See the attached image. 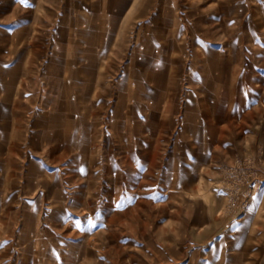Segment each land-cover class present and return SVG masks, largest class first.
<instances>
[{
  "label": "rangeland",
  "instance_id": "374dc122",
  "mask_svg": "<svg viewBox=\"0 0 264 264\" xmlns=\"http://www.w3.org/2000/svg\"><path fill=\"white\" fill-rule=\"evenodd\" d=\"M104 1L0 0V264H264V0Z\"/></svg>",
  "mask_w": 264,
  "mask_h": 264
},
{
  "label": "crops",
  "instance_id": "0c3cea01",
  "mask_svg": "<svg viewBox=\"0 0 264 264\" xmlns=\"http://www.w3.org/2000/svg\"><path fill=\"white\" fill-rule=\"evenodd\" d=\"M176 1V4H178V6L175 8V7H172V8H170V9H167V8H165V11H163V13H165V15H168L169 13H167V12H170L171 14H173V15H171V14H169L168 15V17L167 18H169V16L171 15L172 16V18H181L182 19V10L181 9H183L182 8V1L183 0H175ZM191 2H194V3H198L199 5H202V4H207L209 1H211V0H190ZM223 1V0H222ZM232 1H234L233 3L234 4H236V3H238L239 2V0H232ZM172 2H173V0H172ZM96 2H92V7H93V5L95 4ZM120 3H121V6H120V9H119V14H120V18L122 17V15H123V13H124V10L126 9V7H127V3H128V0H120ZM100 4H102V2L100 3ZM100 4H98V5H100ZM143 4H144V2H143ZM26 5V4H25ZM103 5H106L107 7H104L103 8V12H102V15H99L98 17L97 16H92V15H90V13H89V15L86 17V18H88V19H97V18H102V19H106L108 16L109 17H111L112 16V14H111V10H112V8H111V0H107V2L105 3V1H104V4ZM27 7H28V11H29V14H27V18H26V16L23 18V21H24V23L23 24H20L21 26L20 27H16V24H13V28H11L12 29V31H15V30H20V32L21 31H23L24 33H26V31H27V33H30L31 32V27L29 26V27H27L28 25H29V23H26V20L27 21H31V18L33 19V17H34V15L32 16V15H30V12H31V3H28L27 4ZM95 7V6H94ZM140 7H141V9H142V2H141V4H140ZM203 12L202 13H205V14H207V11L208 10H206L207 9V7H203ZM92 10L93 11H89V12H95L96 14H97V11L96 10H101L100 9V6H97V9H94V8H92ZM87 12V11H86ZM98 12H100V11H98ZM163 13L160 15V16H158L159 17V19L160 18H163L164 19V17H163ZM235 13V12H234ZM108 15V16H107ZM227 14L226 13H223V12H219V13H216L215 14V16H213L212 18L213 19H221V20H224V19H226L227 17ZM234 16V15H233ZM166 18V19H167ZM234 18V17H233ZM7 20H11V18L10 17H8V19ZM19 20H22V19H19ZM204 21H207V18H204ZM8 28H10V27H8ZM40 28H41V24H40ZM179 30H181L180 28H178V31ZM81 31H79V33H80ZM221 52V51H220ZM220 52H218L219 54H220ZM217 65L215 66V70L214 71H211L210 72V74H208V72L206 71V68L204 67L203 69H202V71H203V74H201V76H200V82L202 83V82H205V83H207V82H211L212 83V85H215L216 86V89L218 90V91H221L222 90V92H224V90H225V87L227 86V84L228 83H230V80H229V77H227V70L224 68V67H226V66H224V64L223 63H221V62H219V63H216ZM228 67V66H227ZM14 69H16V66H14ZM209 78V79H208ZM226 90H227V88H226ZM10 94V93H9ZM9 100H14V97L13 96H10L9 95V97H7ZM260 211V210H259ZM263 259H264V257H263Z\"/></svg>",
  "mask_w": 264,
  "mask_h": 264
}]
</instances>
